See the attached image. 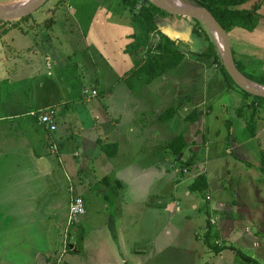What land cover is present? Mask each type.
Listing matches in <instances>:
<instances>
[{"label": "crops", "instance_id": "1", "mask_svg": "<svg viewBox=\"0 0 264 264\" xmlns=\"http://www.w3.org/2000/svg\"><path fill=\"white\" fill-rule=\"evenodd\" d=\"M56 1L59 4L60 0ZM255 2L261 3L257 10L261 15L257 27L253 31L240 27L233 28L228 32L230 44L233 36L234 39L239 40L240 36L248 37L255 30L260 29L264 32V14H262L264 0H248L240 7L246 8ZM130 16L129 9L122 4L121 0H100L95 19L86 27L84 34V42L88 50V59H83L86 67L81 65V77H71L72 81L67 82L65 89L58 78L60 67L55 54L52 56L47 54L44 57L45 65L49 69L45 74L40 73L39 69L30 70V74L25 77V81L30 86L22 84L21 87L12 86L11 89H7L8 101L5 104V112L0 114V122H2L0 126L7 122L0 129V264H47L57 260L60 261L59 264H119L114 257L111 244L107 241L108 238L115 236V231H110L105 224H101L102 230L97 231L98 240L95 246L89 247L86 246L89 233L81 224V216L76 222H70L69 204L76 196L84 200L83 214H86L87 209L94 212L106 211L109 224L115 223L113 213L115 210L118 212L120 208L124 212L127 211L130 217L128 221L122 220V223L132 224L136 221L134 210L131 207L126 208L127 201H132L134 204L145 201L150 204H162L165 212L172 213L180 210L175 201L164 199L160 202L161 197L152 196L154 180H161L165 174L170 173L168 182L171 183V180L173 182L177 180V175L175 171L172 172L164 166L167 158L165 159L163 154L153 161L155 164L152 162L149 164L151 152L141 153L145 138L167 140L169 136L162 132L158 133V124L152 119L146 121L136 116L131 110L136 107V102L128 100L129 112L126 115L122 110L116 112L115 116H109L107 112L106 116H91L90 119L80 114L96 106L88 99L96 97L101 89L108 98H112L117 92L118 85L122 83V87L123 83L128 82L127 73L134 66V54L126 50V45L132 41L131 36L134 31ZM156 24L158 30L161 27H169L180 35L189 36V38L184 37L187 42L191 37L193 44L202 43L201 50L205 46L202 38L193 35L192 26L188 34L180 31L181 28L177 30V26L173 27L175 22L171 21L170 15L158 18ZM27 30L28 28L22 29V31ZM248 33L250 34L247 35ZM158 39L159 34L155 33L152 37L153 43H157ZM188 45L191 44L188 43ZM196 48L199 49V47ZM232 49L236 53L254 55L262 59L264 68V57L256 53L240 52L233 47ZM4 56L2 54L0 60L4 59ZM38 58L41 59L37 57V62L32 65L37 66L40 63ZM171 69L167 72H171ZM164 74L155 77L157 79L154 81L155 86L159 88L160 96L164 95L165 89L169 90L170 85V83L164 85L159 82V78ZM10 75L12 74L8 70L4 76L5 80ZM13 77L18 78L14 75ZM75 89H79V96L72 94ZM83 89L96 90L97 94L84 95ZM122 92L121 90L120 93ZM175 93L171 98L174 104L165 109L161 116L174 108L175 111H170L174 121L175 115L180 114L183 121H188L187 124L194 127V122H198L202 111L193 108L191 112L198 110L199 114L197 119L189 120L187 115L191 112L182 115V109L180 110L181 106L188 107V95H186L187 100L178 105L175 104ZM17 94L21 96V99L15 98ZM158 95L157 98L160 97ZM85 98H87L86 101H82ZM122 102L127 103V100ZM48 107L56 109L54 130L41 125L36 117L29 115V111ZM116 108L121 109L118 105ZM88 120L92 125L88 124ZM13 124L17 125L14 133H5L13 131L11 130ZM240 125L245 128L242 122ZM185 129L190 128L185 127ZM97 130H101L102 135H99ZM184 130H181L174 138L171 137L165 145H155L151 149L157 154L165 148L171 149L176 156L175 165L178 166L180 161L184 166L187 163L188 147L191 144L190 148L194 152L191 158L192 167L198 166L202 170L199 173L206 175L209 187L205 163L195 151L194 146L199 145L198 150H200L201 144L205 146L210 142H207L208 138L200 133V142L195 141L193 134H189L194 137L193 139L186 138L189 131L184 133ZM146 132L148 135L144 136ZM233 132H229L228 137L224 134L220 137L225 143L229 141L232 149L227 148L226 151L235 158V161H225L221 165V178L231 181L233 175L237 178V174L252 177L249 181H245L246 179L243 182L234 181L238 190L235 198L219 199L217 210L221 213V223L213 229L212 224L216 221L208 220L204 228L205 240L216 243L217 249L206 245L208 248L206 254L217 256L218 260L215 264H230L227 261L229 256L228 254L225 256V251L235 253L246 264L248 263L240 257L239 252L264 264V193L260 184L254 180L258 179L257 173L254 172L251 175L245 169L238 167L237 161L242 160L245 154L240 149L241 145L232 138ZM247 132L245 138L257 136ZM176 138L183 140L178 153L175 152L174 145ZM171 143H173L172 146ZM106 144L109 145L108 151L103 148ZM262 148V157L254 162L255 167L260 171H262L264 145ZM218 152L213 145L208 148L207 155L215 162ZM75 157H80V160L77 162ZM179 170L184 173L188 168L181 167ZM199 173L194 174L193 179ZM189 184L184 187L185 194L191 193ZM213 185L217 186L215 182ZM205 191L200 193L204 195ZM192 207L196 209L197 205L193 202ZM171 228L172 224L169 220L165 231H172ZM213 234L216 236L214 242L211 240ZM195 236L199 237L198 234ZM124 239L125 255L133 252L132 263L139 264L142 261L143 251L136 246V241L140 240L135 236L133 243L127 245V242L131 240L130 236ZM185 255V261L195 257V254L191 256L190 252H185ZM151 259L153 264H170L156 250H151ZM123 263L127 264V260L123 259ZM171 264L174 263L171 262ZM205 264L214 263L205 262Z\"/></svg>", "mask_w": 264, "mask_h": 264}, {"label": "rangeland", "instance_id": "2", "mask_svg": "<svg viewBox=\"0 0 264 264\" xmlns=\"http://www.w3.org/2000/svg\"><path fill=\"white\" fill-rule=\"evenodd\" d=\"M13 1L16 0H0V4ZM60 3L57 4L56 0H46L34 12L23 18L0 21V57L2 54L5 55V58L0 60V79L5 76L8 70L12 74L8 79L5 80L6 77H4L0 80V114L5 112V104L8 101V88L11 89L12 86L18 88L22 84L30 86L25 81V77L30 74L32 69H39L40 73L44 74L49 70L44 60L47 54L50 56L55 54L58 59L60 67L58 78L63 89H65L67 82L72 81L71 77H81V65L86 67L83 59H88L84 34L86 27L95 19L100 0H60ZM262 14H264V10ZM170 18L171 21L175 22L172 26H177V30L181 28L180 31L187 34L191 30V18L177 14H170ZM27 28V31H22V29L26 30ZM261 31L259 29L251 34L248 33L247 35L250 34L248 37L240 36L239 40L234 39L233 36L231 46L237 51L256 53L260 57H264V32ZM202 42L206 45L204 39ZM188 43L191 45H188ZM177 45L185 53V59L171 69V72H166L163 77L159 78V82L164 85L170 83L169 90L165 89L163 96L158 95L160 94L159 88L155 86L154 82L157 78L148 80L144 74L140 73L130 78V81L123 83L122 87V83L119 84L117 92L114 93L112 98H108L104 90L101 89L96 97L88 99L96 106L88 109L87 112L80 113L79 111L81 116L87 119H90L91 116H106L107 112L109 116H115L116 112L120 110L126 115L129 112V101H134L136 107L131 108V110L136 116L141 120L146 119V121L152 119L154 123L158 124V133L162 132L169 136L167 140L158 137L159 140L145 138L141 153L151 152L149 164L151 162L155 164L153 161L163 154L164 158H167L164 166L168 170L176 172L177 180L174 182L173 180H171V183L168 182L170 173L165 174L161 180H154L152 196L161 197L160 202H163L164 199L175 201L180 208L178 212H165L162 204H150L147 201L134 204L132 201H127L126 208L131 207L136 215V221L132 224L122 223V220L128 221L130 217L127 211L124 212L121 208L118 209V212L115 210L113 213L114 224H109L106 211L94 212L87 209L86 214L80 217L81 224L85 226L86 231L89 233L86 246H95L98 240V232L102 230L101 224H105L108 230L115 231V236L108 238L107 241L111 244L114 257L119 264H125L123 259L127 260V264H133L134 253L130 252L125 255L124 238L128 235L131 240L127 242V245L133 243L135 236L140 240L136 241V246L143 251L142 261L139 264H153L151 250L158 251L159 255L164 257L170 264L171 262L174 264H205V262L215 264L217 262L216 255L211 254V256H208L206 254L207 247H209L205 242L206 235L204 234L206 232L204 231L206 221H216L212 224L213 229L220 224L221 213L217 210L219 199L230 200L235 198L238 190L234 181L236 183L238 181L243 182L245 179V181H249V178L252 177L237 174V178L233 175V181L221 178V165L225 161L231 162L235 159L226 151L227 148L232 149L229 141H226V143L221 141L220 137L223 134L228 137L229 132L234 131L232 138L241 145L240 149L245 154L242 160L237 161L238 167L245 169L251 175L256 172L258 179L254 180L260 184V188L264 193V173L254 165V162L259 160L263 153L264 100H258L251 95L246 96L235 86H228L219 66L215 65L211 59L197 54L203 47L202 43L193 44L190 37L188 42L186 39H181L177 42ZM196 47H199V49ZM140 55L144 57V52H141ZM37 57H41V59L38 58L40 63H37V66L32 65V63L37 62ZM13 75L18 78L13 77ZM17 79L19 80L17 81ZM121 90L122 93H120ZM12 92L16 93L14 90ZM174 92H176L175 104L178 105L187 100L186 95H188V107H180L182 115H187L193 108L202 111L198 122H194V127L187 124L188 121H183L180 114L175 115V121L170 116V112L161 116L165 109L174 104L171 99ZM72 94L79 96V89H75ZM157 95L162 98H157ZM15 98L21 99V96L17 94ZM86 99H82V101H86ZM123 100H127V103L122 102ZM117 105L121 109L116 108ZM178 105L174 106L177 108ZM33 111L36 112V110ZM30 112L32 111H29V115H31ZM31 116L36 117V115ZM250 120L254 123V135L257 136L245 138L248 134L246 125ZM241 122L245 128L240 125ZM6 124L7 122L0 126V129ZM88 124L92 125L90 120H88ZM16 126V124H13L11 129L13 131H6L5 133H14ZM185 127L190 129H185ZM181 130H184V133L189 131L186 138L193 139L195 137V141L200 142V133L208 138L207 142H210L205 146L201 144L200 150H198L199 145L194 146L195 151L203 158L201 160L205 163V171L210 183L204 195L200 192L185 194L184 191V187L193 180V175L202 172L198 166L192 167L191 158L194 152L190 148L191 144L187 152L188 160L186 159L187 163L184 166L180 161H178V166L175 165V162H177L175 161L176 156L171 149L160 150V154L151 149L155 145H165L171 137L174 138ZM97 131L99 135H102L101 130ZM189 134H193L194 137ZM145 135H148V132ZM242 138H245V140H242ZM213 145L219 151L215 162L207 155L208 148L213 147ZM75 159L78 162L80 157H75ZM181 167H187L188 170L183 173L179 170ZM213 182L217 186H214ZM156 193L158 195H155ZM207 196L208 199H206ZM193 202L197 205L196 209L192 207ZM169 220H171L172 231H165V226ZM195 234H198L199 237L196 238ZM213 235L211 240L214 242L216 236ZM150 243L152 245H149ZM185 252H190L191 256L195 254V257H192L190 261H185ZM226 254L229 256L227 261L230 264H246L235 253L225 251V256ZM66 258H68V255H66Z\"/></svg>", "mask_w": 264, "mask_h": 264}, {"label": "trees", "instance_id": "3", "mask_svg": "<svg viewBox=\"0 0 264 264\" xmlns=\"http://www.w3.org/2000/svg\"><path fill=\"white\" fill-rule=\"evenodd\" d=\"M185 1L207 8L226 32L231 31L235 27H240L247 31H253L257 27L261 17L257 11L260 7V2H255L251 6L245 8L240 6L247 3L248 0ZM121 2L130 11V21L134 30L131 36L132 41L126 45V50L130 54H134V66L127 73V81H130V78L140 73L144 74L148 80H152L157 76H161L169 69L176 67L184 59L185 54L179 49V46L175 44L173 40L158 30L156 24V20L158 18L172 13L156 7L148 0H121ZM58 3L60 4V1ZM191 19L193 35L204 39L206 42V45L198 54L211 59L215 65L219 66L223 78L228 83V86H235L246 96L251 95L258 100H264V97L252 95L240 89L235 84L222 64L220 53L208 29L200 21L193 18ZM155 33L159 34V39L157 43L154 44L152 37ZM141 52H144V57L140 55ZM232 53L239 71L250 80L264 85V68L262 59L257 58L254 55L236 53L233 49ZM171 110L175 111L176 109H169L163 115H166ZM198 114V110H193L187 116L189 117V120L193 121L197 118ZM246 128L252 135H254L255 130L253 121L250 120L247 122ZM181 143H183V140H179V138L174 140L176 153L180 151ZM172 144L173 143H171V146ZM108 147L109 145L107 144L103 146L106 151H108ZM107 154L112 155L113 153ZM262 159L261 168L264 173V158ZM207 187V177L203 173L197 174L188 186L191 192L201 193H204ZM205 242L209 247L217 249L216 243H211L208 240H205ZM239 255L248 264H260L250 256L244 255L240 252Z\"/></svg>", "mask_w": 264, "mask_h": 264}, {"label": "water", "instance_id": "4", "mask_svg": "<svg viewBox=\"0 0 264 264\" xmlns=\"http://www.w3.org/2000/svg\"><path fill=\"white\" fill-rule=\"evenodd\" d=\"M45 1L46 0H31L20 8L12 10L4 8L3 6H1L4 4H0V20H13L29 15L34 12L37 8H39L42 4H44ZM148 1L164 11H167L172 14L193 18L204 24L210 32L218 48L222 64L226 72L229 74L235 84L240 89L252 95L264 97V85L250 80L249 78L244 76L237 68L233 58L232 47L229 41L228 32L224 30L218 20L207 8L199 5H194L185 0H180L184 3L182 6L173 4L167 0ZM160 30L164 35H166L171 40H174L175 42H177L179 39H184V37L189 38V36L180 35L176 30H172L169 27H161Z\"/></svg>", "mask_w": 264, "mask_h": 264}, {"label": "built area", "instance_id": "5", "mask_svg": "<svg viewBox=\"0 0 264 264\" xmlns=\"http://www.w3.org/2000/svg\"><path fill=\"white\" fill-rule=\"evenodd\" d=\"M83 94L84 95H96L97 92L96 90H91L89 89H83ZM31 115H36V118L38 122L41 125H44L50 130H54L56 128L55 126V114H56V109L54 107H48L45 109H40L30 112ZM85 212V205H84V200L80 196L73 197L69 204V220L70 222H76L78 218ZM59 260L55 262H50L47 264H59Z\"/></svg>", "mask_w": 264, "mask_h": 264}, {"label": "bare ground", "instance_id": "6", "mask_svg": "<svg viewBox=\"0 0 264 264\" xmlns=\"http://www.w3.org/2000/svg\"><path fill=\"white\" fill-rule=\"evenodd\" d=\"M29 1H31V0H16V1H13V2L2 3L4 5H1V6H3L6 9L12 10V9L20 8L21 6H23L24 4L28 3ZM167 1H170L171 3L179 5V6H182L184 4L183 1H180V0H167Z\"/></svg>", "mask_w": 264, "mask_h": 264}]
</instances>
